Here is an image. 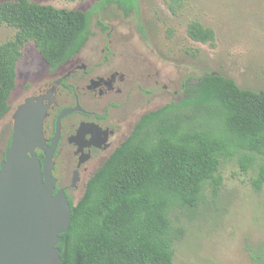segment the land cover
<instances>
[{
    "label": "trees",
    "instance_id": "1",
    "mask_svg": "<svg viewBox=\"0 0 264 264\" xmlns=\"http://www.w3.org/2000/svg\"><path fill=\"white\" fill-rule=\"evenodd\" d=\"M75 1V0H70ZM177 13L184 0H168ZM118 3L125 12L139 0ZM93 10L58 8L33 0L0 2V22L17 29L0 42V120L10 111L17 67L34 41L55 71L78 54L91 36ZM101 26H108L100 21ZM188 33L215 45L216 32L199 20ZM185 96L146 112L121 145L90 178L72 204V222L59 244L62 264H175L174 242L184 230L171 214H193L205 190L219 194L224 161L238 156L244 172L264 154V89L241 87L235 79L208 73L184 84ZM264 184V163L253 179ZM264 264V251L254 257Z\"/></svg>",
    "mask_w": 264,
    "mask_h": 264
},
{
    "label": "rangeland",
    "instance_id": "2",
    "mask_svg": "<svg viewBox=\"0 0 264 264\" xmlns=\"http://www.w3.org/2000/svg\"><path fill=\"white\" fill-rule=\"evenodd\" d=\"M33 1L93 10L91 36L82 54L113 41L144 70L130 89L128 134L143 113L181 99L187 80L195 82L208 73L231 77L244 88L264 89V0H184L177 13L168 0H139V8L128 13L118 3L103 8L102 0ZM193 20L215 30L214 46L190 37ZM16 31L0 22V42L12 39ZM49 69L36 43L29 41L18 63L11 110L0 120V153L10 136L14 111L51 80ZM143 77L149 82L140 80ZM255 158L247 172L238 156L224 161L219 194H212L208 186L193 214L172 212L173 225L184 230L174 242L175 264H259L254 257L264 251V184L257 190L253 179L264 154Z\"/></svg>",
    "mask_w": 264,
    "mask_h": 264
},
{
    "label": "flooded vegetation",
    "instance_id": "3",
    "mask_svg": "<svg viewBox=\"0 0 264 264\" xmlns=\"http://www.w3.org/2000/svg\"><path fill=\"white\" fill-rule=\"evenodd\" d=\"M109 44L86 54H82L83 48L55 71L49 69L54 74L51 80L29 96L41 98L48 106L44 119L47 145L51 146L57 136L52 167L55 193L64 190L74 204L82 199L90 178L131 134L125 131L130 89L144 70L113 41ZM140 80L149 82L144 77ZM20 105L12 115L13 125L6 147L0 153V166L12 142L14 115ZM65 110L73 111L61 119L58 134V119ZM36 152L44 162L45 150L37 147Z\"/></svg>",
    "mask_w": 264,
    "mask_h": 264
},
{
    "label": "water",
    "instance_id": "4",
    "mask_svg": "<svg viewBox=\"0 0 264 264\" xmlns=\"http://www.w3.org/2000/svg\"><path fill=\"white\" fill-rule=\"evenodd\" d=\"M47 109L41 98L29 97L14 115L12 142L0 166V264H62L59 244L71 226L72 204L64 190L55 193L57 136L48 146ZM71 111L61 113L58 134ZM37 147L45 150L44 162Z\"/></svg>",
    "mask_w": 264,
    "mask_h": 264
}]
</instances>
